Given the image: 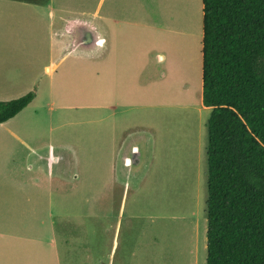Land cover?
I'll list each match as a JSON object with an SVG mask.
<instances>
[{
  "label": "rangeland",
  "instance_id": "obj_1",
  "mask_svg": "<svg viewBox=\"0 0 264 264\" xmlns=\"http://www.w3.org/2000/svg\"><path fill=\"white\" fill-rule=\"evenodd\" d=\"M53 1L80 16L66 21L72 39L52 81L43 67L56 52L30 62L36 80L14 98L33 92L32 105L0 123V264H205L202 0ZM105 16L113 49L130 61L124 78L113 69L110 96ZM31 21L20 32L28 41ZM4 31L1 41L15 40ZM77 40L92 48L68 52ZM13 57L30 60L0 63ZM61 150L70 161L51 160Z\"/></svg>",
  "mask_w": 264,
  "mask_h": 264
},
{
  "label": "trees",
  "instance_id": "obj_2",
  "mask_svg": "<svg viewBox=\"0 0 264 264\" xmlns=\"http://www.w3.org/2000/svg\"><path fill=\"white\" fill-rule=\"evenodd\" d=\"M205 264H264V0H202ZM33 92L0 100V123Z\"/></svg>",
  "mask_w": 264,
  "mask_h": 264
},
{
  "label": "crops",
  "instance_id": "obj_3",
  "mask_svg": "<svg viewBox=\"0 0 264 264\" xmlns=\"http://www.w3.org/2000/svg\"><path fill=\"white\" fill-rule=\"evenodd\" d=\"M64 14L66 15L64 16ZM74 15L80 16L78 11L71 10L68 4L64 2H55L53 0H0V30L1 27L6 28V31L4 32L13 35L15 38L14 41L8 39L4 42L1 41V35L3 32L0 33V56H18V54L22 53H28V56H30L29 62L24 60L15 62L17 57H13L10 58L11 62L9 64L4 65L0 63V100L13 99L14 97L22 94V92H24V88H27L36 80V77L34 76V78L33 74H31L33 67L30 62L40 59V56L43 54L45 56H51L54 52H56L58 54L56 60L49 59L48 62L47 59L43 67L44 71L51 76L50 82L52 81L57 68L61 65L67 55L64 48L67 49V47L70 46V41L68 40H71L72 38L67 36L70 31H68L65 24L66 21L71 19ZM28 17H30L32 21L25 30H30L33 41H28L27 34L23 35L20 33L23 28V21ZM104 20V90L105 95L107 92L108 96H110L112 92V79L114 76L113 69L115 71V67H118L120 69L121 78H124V70L130 68V61L129 54L122 53L120 50L121 57L119 58L116 50L113 49V33L110 25L107 24L110 17L108 18V16H105ZM105 26H107V29ZM39 27L47 29L49 35L47 42L44 41V39L43 42L40 41ZM87 33L89 32H86V34ZM86 34L84 40H86ZM107 42L109 45L105 47ZM84 43L86 44L87 41ZM75 45V47L72 45V47L68 49V52L79 46L87 49L92 48L90 45H81L78 40L75 42ZM32 56H36L35 59H33ZM134 58H136V53H134ZM117 63H119V65H117ZM31 76L33 79H30ZM73 76V72H69L65 83H68L69 80L72 82L74 80ZM201 107H203V109L205 108L210 110V107H207L204 104H202ZM25 108L19 113L24 111L26 112L28 107ZM9 131L15 139L20 141L22 144L28 145L27 140L23 137V135L11 129H9ZM62 150L59 154L54 153L51 160L57 162L61 160L70 161L69 158H71V155L64 154V151ZM135 152L138 154L137 149H135ZM128 160L129 159L126 158V161ZM50 178L54 179L56 177L51 176ZM50 178L48 179L50 180ZM46 224L47 223H45V225ZM3 234L4 232H1L0 230V236ZM8 262L9 264L10 262L13 263L10 256H8Z\"/></svg>",
  "mask_w": 264,
  "mask_h": 264
},
{
  "label": "water",
  "instance_id": "obj_4",
  "mask_svg": "<svg viewBox=\"0 0 264 264\" xmlns=\"http://www.w3.org/2000/svg\"><path fill=\"white\" fill-rule=\"evenodd\" d=\"M91 39H92V37L90 36L89 33H87V34H86V41L88 42V41H90Z\"/></svg>",
  "mask_w": 264,
  "mask_h": 264
}]
</instances>
